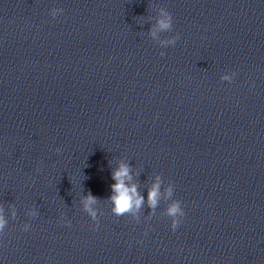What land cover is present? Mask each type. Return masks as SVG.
<instances>
[{
  "label": "clouds",
  "instance_id": "obj_1",
  "mask_svg": "<svg viewBox=\"0 0 264 264\" xmlns=\"http://www.w3.org/2000/svg\"><path fill=\"white\" fill-rule=\"evenodd\" d=\"M57 11L62 12L63 9H58ZM55 13H53L54 15ZM173 28V17L169 11L165 8H161L159 10V18L156 21V25L149 30V35L153 38L157 36V32H170ZM179 39V34L168 38L166 40H162L161 44L165 46H174L176 41ZM161 56L164 55V52L160 53ZM236 75V73H233ZM222 80L231 82V76H223ZM57 153L61 151L60 148L55 149ZM112 179L115 181L114 184L111 185L112 192L114 193L108 199L112 202L113 208L112 212L121 216L126 213L132 212L134 209L138 210L143 204V197H141L137 190L136 186L132 185L129 187L125 181L131 180L130 168L126 164H120L118 169L113 170ZM169 195H172L171 188L169 189ZM159 197V183L153 185V187L148 192V204L150 208H155L158 203ZM97 202V197H95L91 191H89L84 199V209L91 216L93 221L96 219V212L91 207V205ZM166 214L171 219V230L173 232L176 231L178 226L181 224L183 217L185 216L184 209L182 207L180 200H173L166 210ZM32 215H36V213H32ZM6 221L3 216L0 215V232H2L5 228ZM30 225H25L23 230H27ZM147 235V231L145 232Z\"/></svg>",
  "mask_w": 264,
  "mask_h": 264
}]
</instances>
